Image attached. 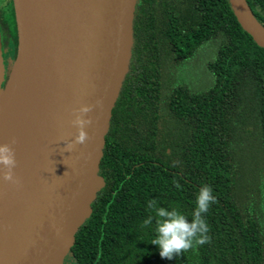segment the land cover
Segmentation results:
<instances>
[{"label": "trees", "instance_id": "obj_1", "mask_svg": "<svg viewBox=\"0 0 264 264\" xmlns=\"http://www.w3.org/2000/svg\"><path fill=\"white\" fill-rule=\"evenodd\" d=\"M245 1L264 27V0ZM132 30L103 185L65 264H264V48L228 0H135ZM195 63L202 83L191 79ZM203 184L216 197L210 243L161 259L154 223L142 227L154 216L148 201L191 220Z\"/></svg>", "mask_w": 264, "mask_h": 264}, {"label": "water", "instance_id": "obj_2", "mask_svg": "<svg viewBox=\"0 0 264 264\" xmlns=\"http://www.w3.org/2000/svg\"><path fill=\"white\" fill-rule=\"evenodd\" d=\"M241 28L264 48V27L245 0H228ZM27 75L34 99L31 148L0 215V264H65L103 185L98 173L111 110L128 71L135 0H20ZM16 54L22 32L16 4ZM13 65V64H12ZM6 78L0 58V92ZM103 100L87 116L91 140H72V109Z\"/></svg>", "mask_w": 264, "mask_h": 264}, {"label": "clouds", "instance_id": "obj_3", "mask_svg": "<svg viewBox=\"0 0 264 264\" xmlns=\"http://www.w3.org/2000/svg\"><path fill=\"white\" fill-rule=\"evenodd\" d=\"M94 108H103V100L97 99L94 104L81 105L72 109L71 125L75 128V135L72 140L60 137L57 142L63 141L65 148L61 152H72L75 145H83L91 140L85 130L93 123L87 116ZM15 137L9 139L7 143L0 144V180L12 186L19 187L20 179L14 173L17 166L15 150ZM180 163L175 161L173 166ZM177 188L180 185L176 184ZM216 203L211 186L203 184L195 195V208L191 214V220L182 214L177 208L167 209L159 207L156 200L148 201V208L154 212L144 221V226H151L154 223V238L151 244L158 249V255L163 260H171L174 255H180L198 246L210 243V226L205 219L212 204Z\"/></svg>", "mask_w": 264, "mask_h": 264}, {"label": "bare ground", "instance_id": "obj_4", "mask_svg": "<svg viewBox=\"0 0 264 264\" xmlns=\"http://www.w3.org/2000/svg\"><path fill=\"white\" fill-rule=\"evenodd\" d=\"M15 4L18 27L22 32L21 48L19 59L14 63L0 92V144L7 143L10 138L15 137L17 142L13 148L17 166L14 173L20 178L31 148V143L30 146L28 144V138L34 124L35 103L25 62L24 25L20 0H15ZM14 189L15 186L0 180V215L3 213Z\"/></svg>", "mask_w": 264, "mask_h": 264}, {"label": "flooded vegetation", "instance_id": "obj_5", "mask_svg": "<svg viewBox=\"0 0 264 264\" xmlns=\"http://www.w3.org/2000/svg\"><path fill=\"white\" fill-rule=\"evenodd\" d=\"M16 41L13 0H0V58L3 69L6 63L10 66L11 59L15 57Z\"/></svg>", "mask_w": 264, "mask_h": 264}, {"label": "rangeland", "instance_id": "obj_6", "mask_svg": "<svg viewBox=\"0 0 264 264\" xmlns=\"http://www.w3.org/2000/svg\"><path fill=\"white\" fill-rule=\"evenodd\" d=\"M14 59H11V63H10V66H9V69L7 71V74H6V78L7 76L10 74L13 66H14ZM13 64V65H12ZM191 71H192V77L191 79L194 81V82H199V83H202L204 80H205V74L203 73L202 69H201V66H199L197 63H195L193 65V67L191 68ZM195 77V78H194ZM66 264H75L73 260H69V261H66Z\"/></svg>", "mask_w": 264, "mask_h": 264}]
</instances>
